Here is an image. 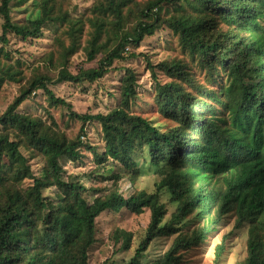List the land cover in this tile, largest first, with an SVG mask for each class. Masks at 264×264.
<instances>
[{
	"label": "trees",
	"instance_id": "obj_1",
	"mask_svg": "<svg viewBox=\"0 0 264 264\" xmlns=\"http://www.w3.org/2000/svg\"><path fill=\"white\" fill-rule=\"evenodd\" d=\"M28 1L1 0L0 43L8 44L9 35L41 38L50 28L63 62L58 83L103 79L116 61L126 60L127 52L162 29L173 33L182 58L157 66L167 82L152 68L154 104L163 123L132 111L138 97L132 69L121 80L119 104L107 114H78L55 96L48 77L29 80L0 117V264H90L97 219L124 210L134 215L151 212L146 236L127 264H142L154 240L171 236L176 238L169 251L150 264H181L184 251L202 244L214 225L234 212L236 229L250 227L247 258L239 264H264V0H95L86 19L74 17L57 0H39L37 16L16 23L12 8ZM81 49L86 62L105 55L96 68L73 74L68 60ZM1 52L5 59H0V88L7 82L22 83V63L10 64L8 52ZM54 56L49 54L47 62ZM196 68L211 78L209 83L222 81L218 88L198 84L192 73ZM39 90L51 108L66 107L84 125L100 124L104 151L85 146L99 165L112 159L134 169L136 154L146 151L160 176L155 192L136 191L126 197L114 190L89 202L90 189L66 180L61 164L62 159L82 158L80 140L69 141L44 118L18 111ZM22 148L44 157L39 175ZM51 188L57 190L55 198L44 194ZM163 192L178 205L168 223H163ZM194 213L206 225L184 233L177 225H186ZM117 238L124 250L131 248L132 233L120 231ZM216 250L214 264H220L225 244Z\"/></svg>",
	"mask_w": 264,
	"mask_h": 264
},
{
	"label": "rangeland",
	"instance_id": "obj_2",
	"mask_svg": "<svg viewBox=\"0 0 264 264\" xmlns=\"http://www.w3.org/2000/svg\"><path fill=\"white\" fill-rule=\"evenodd\" d=\"M39 0H30L25 4L16 3L12 8V17L16 23H25L28 19L36 17ZM64 3V7L72 11L74 17L83 19L91 17V8L95 0H57ZM145 3L148 0H136ZM1 5V0H0ZM264 24V20H263ZM3 19L0 16V35L2 34ZM46 28L44 35L37 39H22L9 35V43H0V50L8 52L10 64L19 61L22 63L24 81L22 83L7 82L0 88V117L8 107L20 96L31 78L43 75L51 80L49 88L55 96L64 99L73 106L78 114H107L119 104V89L121 80L127 69H132L137 74L138 97L133 104L132 111L148 119H154L163 123V117L157 113L154 104V80L152 68L162 83L167 82V77L157 67L164 62H171L182 58V52L177 39L167 29H162L153 37H147L139 49L130 50L124 61H116L110 72L95 83L84 82L81 84L62 82L58 83L60 71L63 69L59 48H56L54 34ZM88 29V26H87ZM87 37L84 36L82 46H85ZM68 43L70 44L69 40ZM115 43H111L110 48ZM55 52L52 60L48 61L49 54ZM134 53V56H131ZM105 55L102 52L93 62H86V57L81 49L68 60V70L78 74L79 70L96 68L98 61ZM0 59H5L4 53H0ZM194 80L198 84H205L208 88H218L220 80L209 83V78L204 71L198 68L192 72ZM186 87H188L186 85ZM22 114L39 116L45 119L47 124L63 132L69 141L81 142L82 158L76 162L62 159L61 164L66 174V180L81 182L90 189L86 194L89 202L101 197L104 198L114 190L128 197L132 192H155V184L160 181V176L149 162L146 151L137 153L135 161L137 168L127 169L120 163L109 159L101 166L94 160L93 154L86 149V145L94 146L100 152L104 151L102 130L97 122H88L74 119L66 107L51 108L47 96L42 90L32 94L18 109ZM84 127L85 133L81 130ZM23 155L29 159L32 170L39 175L45 166L43 156L21 149ZM133 183V184H132ZM30 182H26V185ZM57 190L54 188L44 191L45 196L55 198ZM160 203L164 204L167 215L163 223H168L177 209L168 192H163ZM151 221V212L146 210L141 215L131 214L124 210L120 213L105 212L97 219L96 243L90 250V264H127L134 256L135 250L145 238ZM206 225V222L196 213L189 216L186 225H177L184 233H192ZM249 225L245 224L241 229H236L235 212L225 216L220 223H216L204 242L199 246L184 251L181 256V264H214L216 248L225 244V251L220 264H239L247 258L249 239ZM126 231L133 234L132 246L129 250L122 248V240L118 239V232ZM176 236L161 237L154 240L144 255L142 264H150L161 258L171 248Z\"/></svg>",
	"mask_w": 264,
	"mask_h": 264
}]
</instances>
